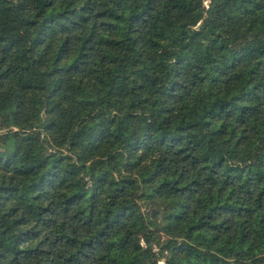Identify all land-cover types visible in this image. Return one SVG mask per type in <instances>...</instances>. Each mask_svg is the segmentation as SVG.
Returning a JSON list of instances; mask_svg holds the SVG:
<instances>
[{
	"label": "trees",
	"instance_id": "16d2710c",
	"mask_svg": "<svg viewBox=\"0 0 264 264\" xmlns=\"http://www.w3.org/2000/svg\"><path fill=\"white\" fill-rule=\"evenodd\" d=\"M160 260L264 264V0H0V264Z\"/></svg>",
	"mask_w": 264,
	"mask_h": 264
},
{
	"label": "rangeland",
	"instance_id": "374dc122",
	"mask_svg": "<svg viewBox=\"0 0 264 264\" xmlns=\"http://www.w3.org/2000/svg\"><path fill=\"white\" fill-rule=\"evenodd\" d=\"M142 207H143L144 212L147 213V212L151 211V212L153 213V216L155 215L156 210H155L154 208H152V207H150V206H148V205H142ZM158 264H162V261L160 260V261L158 262Z\"/></svg>",
	"mask_w": 264,
	"mask_h": 264
}]
</instances>
